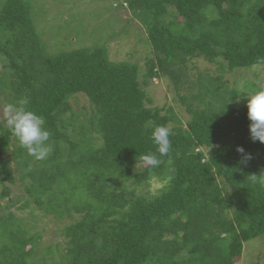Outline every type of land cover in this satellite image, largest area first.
Returning <instances> with one entry per match:
<instances>
[{
	"label": "trees",
	"instance_id": "16d2710c",
	"mask_svg": "<svg viewBox=\"0 0 264 264\" xmlns=\"http://www.w3.org/2000/svg\"><path fill=\"white\" fill-rule=\"evenodd\" d=\"M118 2L144 29L143 72L110 58L106 40L48 51L31 1L0 0V91L52 133L51 153L36 160L0 121V200L15 205L11 185L24 182L18 209L52 215L65 240L60 255L59 245L39 246L35 223L0 214V264H48L50 255L55 264H241L243 244L264 233V144L250 139L244 94L222 72L264 65V0ZM161 77L184 123L150 105L146 88ZM80 95L92 108L88 126L76 125ZM161 125L171 130L167 156L150 139ZM146 154L160 164L148 166ZM153 177L162 184L151 193Z\"/></svg>",
	"mask_w": 264,
	"mask_h": 264
},
{
	"label": "rangeland",
	"instance_id": "374dc122",
	"mask_svg": "<svg viewBox=\"0 0 264 264\" xmlns=\"http://www.w3.org/2000/svg\"><path fill=\"white\" fill-rule=\"evenodd\" d=\"M31 1L33 5V18L35 25L41 31V37L46 42L47 50L50 52H57L62 48L68 49L72 46L89 45L93 41L107 43L109 48L110 58L114 60H129L137 61L140 66V72L145 69L144 60L139 48L143 44L139 37L145 35L144 29L139 21L133 18L125 5L120 4L118 0H27ZM125 21H128L127 23ZM126 29L123 31L120 27ZM121 31V32H120ZM118 32H120L118 34ZM116 33L115 36H110ZM68 37V38H66ZM104 37H109L104 39ZM66 38V39H65ZM78 38V39H77ZM78 40V41H77ZM106 40V41H105ZM139 44H138V41ZM61 42V43H60ZM71 45V46H70ZM197 66L203 72H207L214 76L216 66L211 63L200 61ZM4 71L0 63V74ZM224 82L229 87H236L242 92H247L246 87H251V90L264 87V65L253 67L251 69H236L233 71L222 72ZM248 82V83H247ZM247 85V86H245ZM255 88V89H254ZM148 96L152 99L151 106L171 107L176 117L184 123L188 118L187 112L181 105L177 98L176 92L171 86L169 79L165 77L156 78L149 82L146 88ZM187 90L185 91V93ZM6 90L0 91V109L8 101L5 98ZM73 109L78 114L76 125L85 123L89 125V119L92 111L88 100L83 96H78L71 100ZM87 121H86V120ZM0 121L7 126L2 119ZM83 121V122H82ZM172 123L169 124L171 126ZM71 127L69 131L71 132ZM13 144L17 143L13 136ZM13 167V174H18V168L14 161H11ZM139 167V166H138ZM162 183L151 179L149 191L153 193ZM24 182L18 181L11 185V196L13 200L20 199L15 205L6 208L5 199L0 200L1 208L0 214L6 212L12 213L16 218H19L23 226L29 223L36 226L33 230L41 232L39 246L51 244L52 246L59 245L58 254L62 255L65 248V240L63 236L55 231V221L52 215L42 217L37 209H34L32 214L31 205L29 208L18 209L26 198L24 191ZM1 190V186H0ZM33 206V204H32ZM34 217L35 221L30 216ZM62 223L67 222L68 219L64 217L61 219ZM58 256L57 263L58 264ZM48 264H55L52 255L44 258ZM241 264H264V233L246 241L243 244L242 261Z\"/></svg>",
	"mask_w": 264,
	"mask_h": 264
},
{
	"label": "clouds",
	"instance_id": "9594fccd",
	"mask_svg": "<svg viewBox=\"0 0 264 264\" xmlns=\"http://www.w3.org/2000/svg\"><path fill=\"white\" fill-rule=\"evenodd\" d=\"M242 93L246 100L247 119L250 122L248 125L250 139L264 144V87ZM0 119L8 126L18 145L26 150L28 155L36 160H44L49 156L52 151L49 142L52 133L45 127L42 116L29 110L24 104L7 103L0 109ZM170 135L171 130L163 125L154 127L150 134V139L160 156H167L171 151ZM237 152L244 154L243 147H237ZM142 159L151 168L160 164V159L155 154H146ZM247 159H250V155L244 154V160Z\"/></svg>",
	"mask_w": 264,
	"mask_h": 264
}]
</instances>
